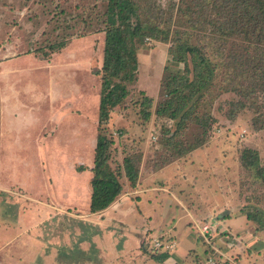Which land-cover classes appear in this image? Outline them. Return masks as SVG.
Instances as JSON below:
<instances>
[{"label":"rangeland","instance_id":"1","mask_svg":"<svg viewBox=\"0 0 264 264\" xmlns=\"http://www.w3.org/2000/svg\"><path fill=\"white\" fill-rule=\"evenodd\" d=\"M179 1L157 0L166 8ZM106 6V0H0V132L11 124L12 141L0 152L3 264H157L161 244L171 250L164 264H264V185L241 162L252 149L264 166V127L255 122L264 114V89L247 99L252 80L233 59L264 57V44L250 39L218 41L222 50L213 58L224 70L202 102L200 114L207 115L181 129L156 111L171 98L162 81L182 74L184 65L171 60V41L146 40L138 81L103 132L113 140L110 163L126 193L112 211L90 212L93 173L77 168L94 166L101 133L102 79L95 72L103 63ZM66 34L73 37L65 50L39 59ZM247 66V77L264 83V66ZM209 116L216 121L205 134ZM172 136L196 148L177 155L166 146ZM130 156L141 161L138 192L154 209L130 190L123 168Z\"/></svg>","mask_w":264,"mask_h":264},{"label":"trees","instance_id":"2","mask_svg":"<svg viewBox=\"0 0 264 264\" xmlns=\"http://www.w3.org/2000/svg\"><path fill=\"white\" fill-rule=\"evenodd\" d=\"M106 2L103 14L105 21L102 23L104 29L102 32L106 35L103 63L95 72V75L101 76L102 79L98 119V130L101 133L95 145L94 166L77 168L78 172L90 170L93 173L91 179L89 178V186L92 189L90 197L92 214L108 210L124 195L125 187L120 181L121 172L114 170L110 163L113 140L103 132L111 113L125 104L130 95L129 87L138 81L141 68L138 51L146 40L163 43L171 41L169 49L171 60L184 65L182 74L171 76L170 81L165 79L162 81L163 93L167 92L171 98L168 101L164 99L156 111L158 117L174 120L179 129L187 127L189 122L196 123L199 120L200 123L201 119L198 117L207 115L200 114L204 110L203 103L217 86L219 73L224 70L221 65L223 62H217L213 58L222 50L216 47L218 41L227 43L232 37L237 36L234 39L241 37L245 41L250 39L260 45L264 44V0H180L178 4L170 3L167 8L158 4L157 0H106ZM63 17L64 14L55 16L56 24H59ZM82 21L85 22L84 16ZM65 36L63 42L50 46V51L41 52L43 56H39V59L47 61L65 50L73 37L71 35L67 39L69 36L67 34ZM247 44L246 47H249L252 42ZM258 51L262 52V49L258 48ZM233 59L240 63L241 68L238 70H241L243 76L252 80L249 91L245 92L244 96L250 99L251 95L263 91L264 83L255 81L253 75L247 77L248 73L245 70L248 63L264 66V57L240 53L234 55ZM258 69L255 68V71ZM242 89L240 87L238 92ZM145 106L151 108V98H145ZM244 106L243 102L238 104V111ZM145 116L146 119H150L151 114L147 112ZM208 120L202 124L205 134L212 129V124L216 121L211 116ZM259 121L264 127V114L255 117L256 124ZM166 146L173 148L177 155L186 154L193 150V147L196 148V145L180 144V140H174L173 136L168 138ZM241 162L253 173L255 180L264 185V166L259 152L245 149ZM140 165L141 161L134 156L124 160L123 168L133 189L137 188L139 182ZM248 218L254 222L258 221L253 215H248ZM160 249H164L165 252ZM158 251L160 255L154 260L157 264H164L171 257L169 254L171 250L165 249L162 245Z\"/></svg>","mask_w":264,"mask_h":264},{"label":"crops","instance_id":"3","mask_svg":"<svg viewBox=\"0 0 264 264\" xmlns=\"http://www.w3.org/2000/svg\"><path fill=\"white\" fill-rule=\"evenodd\" d=\"M7 88H9V85L7 86ZM1 90V92H4V90L1 88L0 89ZM7 123V125H8V128L7 129H5L4 130V132L3 133H1L0 132V152H2V151H4V147H5V145H7L6 147L8 148V147H11V145H12V141L9 143V129H10V125L11 124H9L8 122H6ZM12 128H14V124H12ZM8 135H7V134ZM5 135H6V137H5ZM18 138H20V137H18ZM19 141H21V139H19ZM2 166H4V164L3 163H0V168H2ZM141 182V181H140ZM139 185H140V183H138V185H137V188H135V189H130L131 190V192L132 193H138L137 194V197H139L140 198V202L142 203V201L144 200V203H142L143 205H145V207H152L151 206V204H148L147 203V199H145L147 196H145V194H143V193H141V192H138L139 191ZM3 189H5L4 188V185H2V184H0V191H2ZM138 189V190H137ZM128 190V189H127ZM130 190H128V192L130 191ZM125 191H124V195H125ZM130 193V192H129ZM122 197V196H121ZM122 198H120V200H121ZM120 200H118V201H116V203H118ZM157 201V200H156ZM168 202H169V200H168ZM116 203H114L108 210H106V211H112V207H114V205L116 204ZM156 203V202H155ZM171 203V202H170ZM155 205V204H154ZM157 206V204L154 206V207H152L153 209L155 208ZM106 211H104V212H106ZM104 212H101V213H104ZM152 223V222H151ZM5 231V226L3 225V226H0V254H3L4 253V249L6 248V246H4L3 245V242H2V240H3V234L5 233L4 232ZM8 237V236H7ZM145 239V238H144ZM5 241H6V243L5 244H7V241H8V239L7 238H5L4 239ZM3 245V246H2ZM5 247V248H4ZM0 264H3V261L0 259Z\"/></svg>","mask_w":264,"mask_h":264},{"label":"built area","instance_id":"4","mask_svg":"<svg viewBox=\"0 0 264 264\" xmlns=\"http://www.w3.org/2000/svg\"><path fill=\"white\" fill-rule=\"evenodd\" d=\"M209 229H210V224L204 225V226L201 228V233H202L203 235H206V234L209 233ZM158 245H159V244H158ZM161 246H162V244H161L159 247H161ZM170 248H172V247H170Z\"/></svg>","mask_w":264,"mask_h":264}]
</instances>
